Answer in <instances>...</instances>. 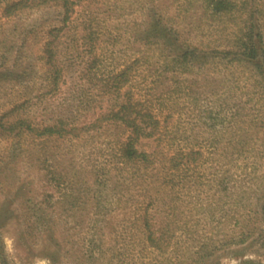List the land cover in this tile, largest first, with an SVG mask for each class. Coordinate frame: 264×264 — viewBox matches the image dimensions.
Listing matches in <instances>:
<instances>
[{"label":"rangeland","instance_id":"rangeland-1","mask_svg":"<svg viewBox=\"0 0 264 264\" xmlns=\"http://www.w3.org/2000/svg\"><path fill=\"white\" fill-rule=\"evenodd\" d=\"M77 1L63 26L54 5L4 18L0 0V264H264V63L226 55L247 20L264 49V0L220 18L203 0ZM153 15L208 56L181 71L144 48ZM127 67L122 91L159 121L139 164L115 157L128 132L106 119Z\"/></svg>","mask_w":264,"mask_h":264},{"label":"trees","instance_id":"trees-1","mask_svg":"<svg viewBox=\"0 0 264 264\" xmlns=\"http://www.w3.org/2000/svg\"><path fill=\"white\" fill-rule=\"evenodd\" d=\"M77 2V0H13L12 3L3 8L2 13L4 18H9L17 16L25 10H40L54 5L53 7H58L62 11L61 24L66 26L75 7H77ZM203 3L205 11L211 17L220 18L230 15L237 10V5L231 2V0H203ZM247 22L249 24H245V35L237 42L239 43L237 46L238 50L236 52H228L226 55L231 57L230 60L238 59L251 64L259 72L264 63V49L261 47V35L253 22L249 20ZM59 30L53 27L48 34L51 35L53 32H59ZM53 37L57 39L58 36L53 35ZM136 37L137 41L142 43L144 48L159 46L162 53L167 54L168 59L177 65V70L181 69V71H184L196 59H204L208 56L205 52H197L194 49L190 50L189 45L184 44L180 36L171 28H167L166 23L164 24L163 20L155 15L143 22L141 28L138 29ZM43 54L45 55L43 59L46 64H53L54 55L51 52L50 43L43 45ZM129 68H125L112 78L114 91L117 93L118 98H121V101L115 103V107L109 111L106 119H110L113 123L123 126L128 132L127 138L119 142V148L115 157L123 164H139L148 161L146 160L148 155L140 152L136 146L141 139L151 138L156 135L159 121L150 109L147 112H142V107L138 108L140 106L139 98L131 90L122 91L128 82ZM260 73L262 74L263 72L260 71ZM12 75H14L12 70L1 67L0 79H4V81L9 80V77ZM15 75L20 77L22 72L21 74L15 73ZM23 123L19 121L15 125H23ZM25 130L33 133L36 138L64 135L77 136L75 128L66 130L64 126H45L41 129H35L26 125ZM261 211V215L264 218V205ZM147 239L150 245H154L155 242L150 234Z\"/></svg>","mask_w":264,"mask_h":264}]
</instances>
